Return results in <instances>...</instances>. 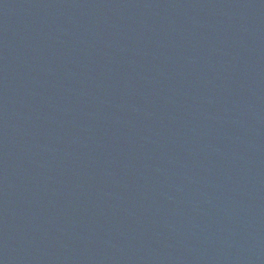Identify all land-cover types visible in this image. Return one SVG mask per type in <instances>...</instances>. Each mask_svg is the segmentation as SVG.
<instances>
[{
    "label": "water",
    "instance_id": "obj_1",
    "mask_svg": "<svg viewBox=\"0 0 264 264\" xmlns=\"http://www.w3.org/2000/svg\"><path fill=\"white\" fill-rule=\"evenodd\" d=\"M0 264H264V0H0Z\"/></svg>",
    "mask_w": 264,
    "mask_h": 264
}]
</instances>
